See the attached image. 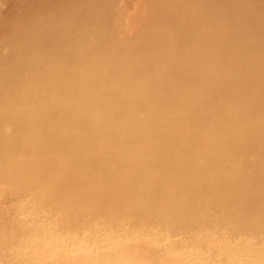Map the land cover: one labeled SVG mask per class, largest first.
Wrapping results in <instances>:
<instances>
[{"label":"bare ground","instance_id":"1","mask_svg":"<svg viewBox=\"0 0 264 264\" xmlns=\"http://www.w3.org/2000/svg\"><path fill=\"white\" fill-rule=\"evenodd\" d=\"M0 264H264V0H0Z\"/></svg>","mask_w":264,"mask_h":264}]
</instances>
